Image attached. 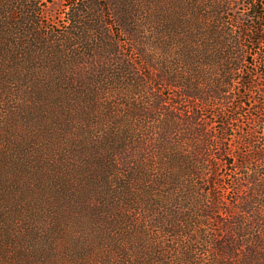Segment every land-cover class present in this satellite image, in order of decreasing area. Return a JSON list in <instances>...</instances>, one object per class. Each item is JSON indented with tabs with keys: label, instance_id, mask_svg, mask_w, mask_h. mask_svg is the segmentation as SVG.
<instances>
[{
	"label": "trees",
	"instance_id": "16d2710c",
	"mask_svg": "<svg viewBox=\"0 0 264 264\" xmlns=\"http://www.w3.org/2000/svg\"><path fill=\"white\" fill-rule=\"evenodd\" d=\"M2 115L61 135L40 264H264V0H0Z\"/></svg>",
	"mask_w": 264,
	"mask_h": 264
},
{
	"label": "rangeland",
	"instance_id": "374dc122",
	"mask_svg": "<svg viewBox=\"0 0 264 264\" xmlns=\"http://www.w3.org/2000/svg\"><path fill=\"white\" fill-rule=\"evenodd\" d=\"M1 118L3 122H0V238L12 233L17 240L15 244L7 246L8 249L5 251L7 258L2 259L0 264H40L34 258L32 253L34 242H31L28 235L33 230L44 231L48 224L45 217L43 219L42 209L53 205L46 192L55 173L53 165L56 159L53 152H57L55 142L61 135L56 130L53 120L50 122L46 120L41 124L38 118L31 121L27 118L26 121L22 116L9 122L5 116L2 115ZM49 130L50 136L47 141L46 134ZM17 146L22 149V154H17ZM29 161L35 170L40 171L42 180L47 184L36 187L35 182L26 181L29 175ZM19 173L22 175L21 179ZM2 227L7 230L6 234L3 233ZM48 229L47 227L46 231ZM62 247L66 249L64 244ZM70 247L69 244L67 249ZM107 249L104 244L103 248L96 249L93 254L98 253L104 258ZM112 255H115V251ZM61 258L60 264H71L66 251L62 252ZM48 264L54 263L49 261ZM83 264L102 263L86 260Z\"/></svg>",
	"mask_w": 264,
	"mask_h": 264
}]
</instances>
